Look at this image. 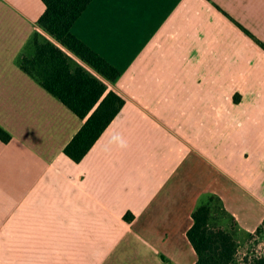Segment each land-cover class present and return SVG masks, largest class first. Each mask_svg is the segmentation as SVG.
<instances>
[{
	"label": "crops",
	"instance_id": "obj_1",
	"mask_svg": "<svg viewBox=\"0 0 264 264\" xmlns=\"http://www.w3.org/2000/svg\"><path fill=\"white\" fill-rule=\"evenodd\" d=\"M44 9L0 0V264H194L187 230L211 198L217 224L255 231L264 0H92L71 32L119 71L125 104L79 162L63 149L84 120L18 65L34 33L53 40Z\"/></svg>",
	"mask_w": 264,
	"mask_h": 264
},
{
	"label": "trees",
	"instance_id": "obj_2",
	"mask_svg": "<svg viewBox=\"0 0 264 264\" xmlns=\"http://www.w3.org/2000/svg\"><path fill=\"white\" fill-rule=\"evenodd\" d=\"M41 1L45 9L37 24L53 40L34 33L20 54L18 65L84 120L63 149L66 156L79 162L125 104L124 98L108 87V83L118 78L119 71L71 32L92 0ZM257 43L264 49L263 43ZM10 139V134L0 127V141L7 143ZM213 202L215 212L223 216L225 210L215 198L198 206L191 215L187 237L197 255L194 264H264V252L245 253L238 258L235 223L232 221L228 229L217 224L212 215ZM124 217L131 220L133 215L127 213ZM261 232H264V220L254 231ZM254 233H248V238Z\"/></svg>",
	"mask_w": 264,
	"mask_h": 264
},
{
	"label": "rangeland",
	"instance_id": "obj_3",
	"mask_svg": "<svg viewBox=\"0 0 264 264\" xmlns=\"http://www.w3.org/2000/svg\"><path fill=\"white\" fill-rule=\"evenodd\" d=\"M213 203V207L216 211V203ZM216 213L219 214L218 212ZM220 217H222V215ZM251 233H254V231ZM236 237V240L239 243L238 258L242 257L245 253L260 254L264 252V232H261L260 234L254 233L250 238H248V233H236Z\"/></svg>",
	"mask_w": 264,
	"mask_h": 264
},
{
	"label": "clouds",
	"instance_id": "obj_4",
	"mask_svg": "<svg viewBox=\"0 0 264 264\" xmlns=\"http://www.w3.org/2000/svg\"><path fill=\"white\" fill-rule=\"evenodd\" d=\"M109 144L110 146L114 145L115 147L121 150L126 149L128 147V142L126 138L122 134H119V133L112 135V137L110 138Z\"/></svg>",
	"mask_w": 264,
	"mask_h": 264
}]
</instances>
